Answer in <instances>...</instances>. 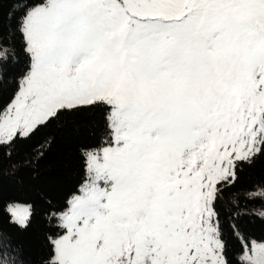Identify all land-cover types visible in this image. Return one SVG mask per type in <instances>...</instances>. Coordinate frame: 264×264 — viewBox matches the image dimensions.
Segmentation results:
<instances>
[{"label": "snow or ice", "instance_id": "snow-or-ice-1", "mask_svg": "<svg viewBox=\"0 0 264 264\" xmlns=\"http://www.w3.org/2000/svg\"><path fill=\"white\" fill-rule=\"evenodd\" d=\"M17 31L29 64L0 145L107 109L78 194L48 217L62 232L48 264H232L216 205L264 155V0H43ZM15 54L0 43V61ZM7 211L21 227L32 215ZM236 235L237 264H264V242Z\"/></svg>", "mask_w": 264, "mask_h": 264}, {"label": "trees", "instance_id": "trees-1", "mask_svg": "<svg viewBox=\"0 0 264 264\" xmlns=\"http://www.w3.org/2000/svg\"><path fill=\"white\" fill-rule=\"evenodd\" d=\"M42 2L0 0V43L16 53L14 58L0 61V110L14 99L29 64L23 36L17 31L20 17L26 7ZM106 113V108L92 107L63 112L29 138H20L18 133L10 149L0 145V253H12L17 264H48L53 255L48 238L62 234L56 221L48 217L66 207V201L84 183L82 150L100 144L106 134ZM258 189H264V155L251 164L242 163L235 184L225 189L216 205L232 264H237L235 256L242 251L237 231L245 240H264V218L257 214L264 211V198L248 195ZM15 201L31 205L32 215L25 227L14 223L7 211ZM0 264H4L2 255Z\"/></svg>", "mask_w": 264, "mask_h": 264}, {"label": "rangeland", "instance_id": "rangeland-1", "mask_svg": "<svg viewBox=\"0 0 264 264\" xmlns=\"http://www.w3.org/2000/svg\"><path fill=\"white\" fill-rule=\"evenodd\" d=\"M13 101V100H12ZM75 194H78V193H75ZM9 205H30L29 203L27 202H23V201H15V202H11ZM31 206V205H30ZM256 241H260V242H264V240H260V239H255V238H252ZM251 239V240H252Z\"/></svg>", "mask_w": 264, "mask_h": 264}]
</instances>
